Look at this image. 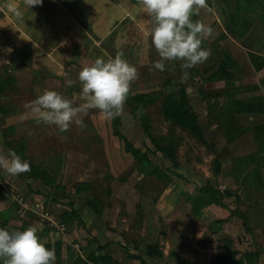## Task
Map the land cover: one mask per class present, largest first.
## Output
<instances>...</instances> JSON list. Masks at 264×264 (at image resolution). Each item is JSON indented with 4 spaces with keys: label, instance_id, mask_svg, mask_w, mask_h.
<instances>
[{
    "label": "rangeland",
    "instance_id": "374dc122",
    "mask_svg": "<svg viewBox=\"0 0 264 264\" xmlns=\"http://www.w3.org/2000/svg\"><path fill=\"white\" fill-rule=\"evenodd\" d=\"M207 5L192 19L214 29L202 41L211 56L188 69L189 78L182 83L203 136L200 141L166 122L160 113L161 99L167 94L164 83H181L182 62H166L163 72L153 67L160 59L151 43L154 22L139 0H43L32 8L24 0H0V83L9 80L0 96L6 111L0 115V134L5 129L4 140L14 149L21 143L24 152L18 154L25 153L30 165L53 180L52 185L40 187L44 194L39 193L42 202L37 210L35 201L25 202L9 182L3 184L0 173V195L13 196L0 197L3 207L6 204L0 227L23 231L37 225L42 240L56 239L59 233L62 240L48 243L64 245L62 264L86 259L90 253L118 258L127 247L134 256L146 258L148 245L166 250L169 256L154 264H173L182 254L207 264L209 257L228 250L256 252L258 259L251 264H264V136L260 144V127L252 131L264 122L243 115V90L255 78L249 64L261 65L264 59V0H207ZM117 52L138 69L130 93L147 94L150 105L133 113L125 103L117 117L119 126L91 109L83 117L86 127L73 123L67 132L32 116L25 118L26 105L45 90L82 103L78 98L82 67L98 57L114 58ZM221 64L225 75L214 74ZM231 88L241 91L240 101L233 100ZM142 120L149 136L143 132ZM115 131L153 166L177 175L159 180L140 173L113 136ZM165 136L173 148L175 169L150 139L163 145ZM5 144L0 149L6 153ZM82 180L89 190L74 196L71 189ZM199 188L227 195L218 199L221 206H215L197 201ZM91 199L97 201L99 215L88 208L89 215L83 212ZM73 205L79 219H62ZM78 220L91 228L82 227ZM92 225L98 226L92 229ZM118 236L125 239L124 247Z\"/></svg>",
    "mask_w": 264,
    "mask_h": 264
},
{
    "label": "clouds",
    "instance_id": "9594fccd",
    "mask_svg": "<svg viewBox=\"0 0 264 264\" xmlns=\"http://www.w3.org/2000/svg\"><path fill=\"white\" fill-rule=\"evenodd\" d=\"M24 3L32 8L42 5L43 0H24ZM139 5L154 22L151 43L160 59L153 67L163 72L166 62L181 61L183 76L180 82L183 83L189 78L188 69L211 56V49H204L202 41L211 37L214 29L201 20L192 19L194 15L199 16L201 9L208 8L207 0H139ZM7 51L10 53L12 49ZM123 57V52H117L114 58L98 57L82 67L78 74L82 85L78 98L82 103L77 105L76 99L55 90H45L26 105L29 112L25 118L32 116L38 122L55 125L61 132H67L73 123L81 129L86 127L83 117L91 109H98L109 119L120 116L131 85L139 75L137 67ZM0 169L9 175H19L29 172L31 165L14 149H7L6 153L0 149ZM41 230L37 225H30L23 231L0 227L3 264H55V250L45 246L48 241L38 235Z\"/></svg>",
    "mask_w": 264,
    "mask_h": 264
},
{
    "label": "trees",
    "instance_id": "16d2710c",
    "mask_svg": "<svg viewBox=\"0 0 264 264\" xmlns=\"http://www.w3.org/2000/svg\"><path fill=\"white\" fill-rule=\"evenodd\" d=\"M255 58L256 57H254V59ZM256 65L258 64H256L255 62L254 68L257 69L258 67ZM263 65H264V59L262 60L261 65L259 63V67ZM224 72L226 71L224 70V67L221 64L217 68V70L214 72V74L223 73V75H225ZM214 74L211 75L207 80L208 81L213 80L215 76ZM8 81L9 80L6 78L4 81L0 83V96L3 92L5 85L8 83ZM164 89L167 94L163 96V98L161 99V103H160V110H161L160 113L163 119L166 122L173 124L177 126L178 128L186 131L190 136L196 137L198 138V140L202 141L203 136H202L200 127L197 123V118L188 103V100H187V97L184 91V85L179 82L177 84H172L170 81H166L164 83ZM151 103H152V99L145 93H129V96L126 100V105L130 108V110L133 113L141 110L142 108L150 105ZM249 110L246 109L243 111L249 112ZM5 112L6 111L4 107L1 105V101H0V115L5 114ZM112 120L114 121L113 122L114 126L115 125L119 126V120L117 119V117ZM141 123L143 126V120L142 122H140V124ZM142 129H143L144 134L149 136V133L147 132L146 128L144 129V126L142 127ZM113 136L116 137L117 140L122 142L123 151L127 153L128 155H130V157L135 160L140 173L142 174L146 173L147 175L152 176L159 180H168V174L177 175L170 169L161 170L158 167L153 166L148 160V158L145 156V154L142 153L137 148H135L118 131H115L113 133ZM166 138L167 136H165V138H163L162 140L164 144L160 145L159 142H156L154 139H152V137H150L152 143L154 144L155 150L160 152L166 158V160L172 166V168L175 169L177 167V163L172 153L173 148H172L171 143L165 140ZM7 144L9 147H11V149H14V147L10 143L7 142ZM22 148H23V145L21 146V143H20L17 149H14V150L18 154V152H24V149ZM23 154H21L20 157L23 160H26V157H24ZM28 176L32 178L40 179V181L45 186H49L53 184V180L48 174H46L42 170L36 169L32 165H31V170L28 172ZM73 190L76 193L86 192L89 190V185L86 182L76 183L75 185H73ZM223 195H227V192L223 193V192H220L214 189L210 190L207 188H199L197 201L205 200V202L208 204H212L215 206H221L218 199L222 197ZM96 204H97V201L95 199H91L86 202V205L88 206V208L92 210L96 215H99L100 210L96 207ZM198 204L199 203H197L196 205ZM196 212H197V209L192 207V213L196 214ZM0 215H1L0 217H4L5 212L1 211ZM61 217L62 219H65L66 217V219H69V220L71 217L72 218L76 217V219H79L77 217V213L73 209H70L68 213H63ZM78 222L83 227L82 222L80 220H78ZM243 222H245V220ZM0 226L3 227L4 225L0 222ZM45 246L48 247L49 249L55 250V256H56L55 264H62L63 258L61 256V253L65 249L64 245L60 242H51V243L46 244ZM103 249H104L103 246L97 248V250H103ZM144 255L149 258H161L162 254L156 245H148L144 249ZM127 257L137 260L141 264H144V262L142 261L140 257L134 256V255H127ZM257 259H258V253L256 252H252V253L246 252L243 254H239L236 251L228 250L225 254L214 255L210 260V264H251ZM0 264H3V258H0ZM73 264H118V263L115 262L108 254L96 255L95 253H90L86 257V259H83V260L79 258L75 259ZM174 264H195V263L192 261H188V260L177 259Z\"/></svg>",
    "mask_w": 264,
    "mask_h": 264
},
{
    "label": "crops",
    "instance_id": "0c3cea01",
    "mask_svg": "<svg viewBox=\"0 0 264 264\" xmlns=\"http://www.w3.org/2000/svg\"><path fill=\"white\" fill-rule=\"evenodd\" d=\"M256 64H258V65H256L258 67L257 69L254 68V64H252V63L249 64L250 68H251L252 75L255 76V78H254V80L252 82V86L250 88L245 89V90L242 89L245 92L244 95H246V97L244 99L246 103L244 104V109L243 110H246V109L249 110L250 109L249 112H244L243 115L248 120L258 119V120L264 122V77H263L264 76V65L259 67V62H256ZM234 85H237V82H235ZM232 90L235 93V94L233 93L234 94L233 95V98H234L233 100L240 101L238 95H242L241 91H238L237 89L236 90L232 89ZM263 126H264V123H260L258 125H255L254 128H252V131H254L255 128L260 127L261 130L259 129V132L257 133L259 135L258 138L260 139V144H261V138H262V136H264V127ZM29 129H30L29 131H32L33 127H31V128L29 127ZM4 130H2L1 134H0V141H1L0 144L3 145V144L6 143L5 146L7 147V145H8L7 141L4 140L3 135H2V133H4L3 132ZM2 140H4V143H3ZM39 143L41 144V141H39ZM40 144L38 146V149L41 147ZM7 148L11 149L9 146ZM23 155L25 156V153ZM0 173H1V177H5V181H4L3 184H8V182H9L8 186H10L12 188V190H16L17 192H19L18 194L25 198V202L30 203L33 200V201H35V204L37 206V210H38V208H40V205H41L40 202H42V201L39 200L40 199V194L39 193L42 192L44 194V191H42L40 187H46L40 181V179L32 178V177L28 176V172L27 173H22V174H19V175H9L3 169H0ZM76 182L80 183V182H85V181L82 180V181H76ZM80 193H84V192L76 193V192H74L73 187H72L71 194H73L74 196H77ZM0 197H2V198H4V197L12 198L13 196L10 193H4V194H1ZM36 200H38V201H36ZM5 206H6V204H5ZM5 206L3 207V203H0V211L4 210ZM73 208H74L73 210L76 213H78V211L74 207V205H73ZM85 208L86 209L83 212H86L85 214L89 215V211L87 210L88 206L86 205V202H85ZM83 226L86 229L91 228L90 225H83ZM97 226L98 225H94V226L92 225V229L97 228ZM56 227L59 230L60 225H56ZM124 230H126V229H124ZM50 233L51 234H55L53 232H50ZM119 239H122V238L119 237ZM53 240H59V241L62 240L61 236H59V233L56 232V239H50V238L47 239V241H53ZM121 242H122L121 246L124 247L125 246V239L123 238L121 240ZM131 242L132 241H130L129 243H131ZM174 244H177V242H175ZM101 245H103V243H101ZM132 245H135V244H133V242H132ZM123 247H121V248H123ZM159 250L161 251V249H159ZM132 252L133 251L129 250L128 247H127V249L124 250V253H123L124 256H122V255L120 256L119 255L118 258H114L110 253H107V254L115 262H117L118 264H141L139 261L127 257V255H135V254H132ZM161 254H162L161 258H149V257H146L147 258L146 259L145 257H142V256H140V258L142 259L144 264H151L150 262H152V264H154L157 261L164 260L167 257L169 258L168 253H166V250L161 251ZM170 256L172 258L174 257V255H171V254H170ZM181 256H182V258H179L178 256H176L177 258H175L173 264L176 262L177 259L188 260V261L194 262L195 264H199L198 261L196 259H194V258L193 259H191V258L185 259V256L183 258V254ZM213 256L208 258L207 264H210V260H211V258Z\"/></svg>",
    "mask_w": 264,
    "mask_h": 264
}]
</instances>
